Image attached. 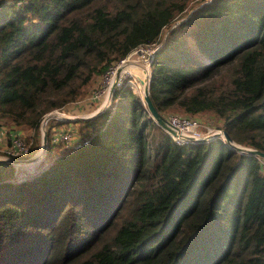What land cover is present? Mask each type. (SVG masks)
<instances>
[{
    "label": "trees",
    "instance_id": "trees-1",
    "mask_svg": "<svg viewBox=\"0 0 264 264\" xmlns=\"http://www.w3.org/2000/svg\"><path fill=\"white\" fill-rule=\"evenodd\" d=\"M164 29L148 81L161 116L210 114L264 152V0H0V122L39 133ZM124 82L74 121L87 144L52 142L69 121L54 118L45 167L19 175L21 157L0 159V264H264L258 156L175 144Z\"/></svg>",
    "mask_w": 264,
    "mask_h": 264
},
{
    "label": "built area",
    "instance_id": "built-area-1",
    "mask_svg": "<svg viewBox=\"0 0 264 264\" xmlns=\"http://www.w3.org/2000/svg\"><path fill=\"white\" fill-rule=\"evenodd\" d=\"M156 42L141 44L138 46L139 48L138 51L140 52L143 59L146 61L148 65L150 64L152 53H154V50L157 46L154 48L151 47L154 46ZM144 54H146L147 57H145ZM127 55L121 58L120 60H118L117 62L110 64L107 67V69L102 73V80L100 82L99 90L97 92H92L86 98L85 101H88L90 103L101 101V104L97 105L95 107L96 109H94L92 113L99 110L103 105L108 104L106 98L109 92L113 90L115 87H118L123 82V79L128 77L127 74L130 76V73L125 68H121V70L119 69L124 64L126 65L129 62L127 60ZM55 110L50 111L48 113V116L50 114L57 113L56 115L64 116V118L74 117L71 115H66V113L62 111V109L60 108H57L58 110L57 112H55ZM46 115H47L46 113L42 115L41 120L43 119L44 121H41L37 128L41 134H43L44 131L46 132L45 129ZM166 121L171 129V130H166V132L168 136L171 138V140L177 145H184L187 143H194V142H209L211 139L214 138H219L225 141L223 135V129L221 127H216V128L212 127L207 123L201 121L196 116L172 113L166 115ZM70 128H72V126H68V127L63 126L61 129L52 127L50 134L51 141L54 143L63 142L67 146L75 147V148L80 147L82 144L87 143V140H81L78 137L72 138ZM215 131H217V134H214ZM0 139H6V142L4 143L0 142V158H2L3 160L11 161L13 158L25 157L31 152V141L23 139V135L17 131L8 135L7 132L3 129L2 125L0 126ZM258 159L261 163V169L264 172V158L258 156Z\"/></svg>",
    "mask_w": 264,
    "mask_h": 264
},
{
    "label": "rangeland",
    "instance_id": "rangeland-1",
    "mask_svg": "<svg viewBox=\"0 0 264 264\" xmlns=\"http://www.w3.org/2000/svg\"><path fill=\"white\" fill-rule=\"evenodd\" d=\"M205 1H208V0H204V2ZM193 4H194V2H193ZM190 7L185 13H183L176 20V23H178L180 20L184 19L190 13V11L192 10L191 8L194 7V5H192L191 8ZM173 26H174V24H172L170 26V28L173 27ZM167 33H168L167 29H164L162 31V33H161L160 38H158L156 44L154 46H152L151 48H154V47L157 46L155 48V50H157V48L159 47V45L161 43V39L163 37H165ZM191 45L193 46V49L196 51V53L199 55V57L205 59L204 56H202L200 54V52L196 49V47L193 45L192 41H191ZM138 50H139V48L137 47V49L135 48L132 51H130V53L127 55V60L129 62L128 63L126 62L127 64L126 65L124 64L125 66L123 65L119 69L121 70V68H125V69H127V71H129L130 76L127 74L128 77L124 78L123 81L125 80V82H126V80L128 79L127 82L129 83L132 91L137 93V94H139L141 96V98H142V95H143V89H142L143 84L146 81V79H148V81H149L150 64L148 65L146 63V61L143 59L142 55L140 54V52ZM144 55H145V57H147L146 54H144ZM139 70L142 72V74L139 73ZM94 80H93L94 83H92L90 85V90H89V92L87 93V95L85 97H83L82 99H79L77 101L67 103V104H65V106L60 108V109H62V111H64L66 113V115L74 116L73 118L66 117V120L67 121L69 120V121H68V123H64V125H66V127L72 126V128H70L72 138L78 137L81 140H87V142H88V138L87 137H83L80 134V132L78 130V127H77V125L75 124L74 121L78 122L79 121L78 119H80V118L93 117V116L101 113L104 109L110 107L111 103H112L111 102V97H112V91L113 90H111L109 92V94H108V96L106 98V101H107L108 104L103 105L99 110H97L96 112L92 113V111H94V109H96L95 107L97 105L101 104V101H98V102H95V103H90V102L85 101V100L92 92H97L99 90L100 82L102 80V74L97 76L96 79H94ZM100 96H101V94H100ZM98 97H99V95H98ZM54 110H55V112L58 111L57 108H54V109H52L50 111H54ZM50 111L46 112L47 115L45 116L46 117V119H45V129H46L45 139H47V129H48L50 123H51L50 120L51 119L55 120V119L64 118V116L56 115L57 113L56 114H50L48 116V113ZM172 113H177V112L169 110V111L166 112L165 116L169 115V114H172ZM195 116L197 118H199L201 121L207 123L208 125H210L212 127H215V128L218 127L217 126V123H218L217 119L215 117H213L212 115H210V114H199V115H195ZM41 121H44V120L40 119L39 123ZM53 124L55 126L59 125V123H57V122H54ZM1 125H5L7 127H12L13 129H16V130H14V132L17 131V132L21 133L23 135V139L31 141V150L32 151L28 155H26L25 157H21L20 158V159H23V161L19 162V166H18L19 175H21V174L28 175L30 173H34V171L35 172L39 171L40 167H42V166L45 167L50 162L49 161L50 159L47 158L46 149H45L46 141L43 144V140H42V136H44V134H41L40 132L37 133L35 129L26 128V127H23L22 125H14V124L9 123V122H3V120L0 122V126ZM61 125H63V124H61ZM40 127H41V124H40ZM13 129H11V130H13ZM155 132H154V134H150V136L147 135L148 138L150 139V141H151V139H153V141H155V139H157V137L159 136V130L156 129ZM82 145H85V144H82ZM26 159H28V160H26Z\"/></svg>",
    "mask_w": 264,
    "mask_h": 264
},
{
    "label": "water",
    "instance_id": "water-1",
    "mask_svg": "<svg viewBox=\"0 0 264 264\" xmlns=\"http://www.w3.org/2000/svg\"><path fill=\"white\" fill-rule=\"evenodd\" d=\"M143 95H142V100L146 103L147 105V109L150 113V115L152 116V118L166 131V130H171L170 127L167 124L166 119L161 116V114L157 111V109L154 107V105L152 104L150 97H149V92H148V79H146V81L143 84ZM44 136H42V140H43V144L45 143L46 139H45V131H44ZM214 134H217V131L214 132ZM223 135L225 138V141L229 144H231L235 149L239 150V151H247L248 153H252L255 154L257 156H260L262 158H264V152L261 150H258L256 148H250V147H245V146H241L237 143H234L230 136L228 135V133L226 131L223 130ZM14 161H16V159H14Z\"/></svg>",
    "mask_w": 264,
    "mask_h": 264
},
{
    "label": "crops",
    "instance_id": "crops-1",
    "mask_svg": "<svg viewBox=\"0 0 264 264\" xmlns=\"http://www.w3.org/2000/svg\"><path fill=\"white\" fill-rule=\"evenodd\" d=\"M2 127H3V129L7 132V134L8 135H10L12 132H14V130H16V129H13L12 127H7V126H5V125H2ZM17 127V126H16ZM11 129H13V130H11ZM12 131V132H11ZM0 142L1 143H4V142H6V139H0ZM26 160H28V159H26ZM25 160V161H26Z\"/></svg>",
    "mask_w": 264,
    "mask_h": 264
},
{
    "label": "bare ground",
    "instance_id": "bare-ground-1",
    "mask_svg": "<svg viewBox=\"0 0 264 264\" xmlns=\"http://www.w3.org/2000/svg\"><path fill=\"white\" fill-rule=\"evenodd\" d=\"M127 67V66H126ZM127 70V69H126ZM129 72V71H128ZM139 73L142 74V72L139 70ZM144 77V76H143ZM140 92V91H139Z\"/></svg>",
    "mask_w": 264,
    "mask_h": 264
},
{
    "label": "clouds",
    "instance_id": "clouds-1",
    "mask_svg": "<svg viewBox=\"0 0 264 264\" xmlns=\"http://www.w3.org/2000/svg\"><path fill=\"white\" fill-rule=\"evenodd\" d=\"M66 119V118H65ZM166 119V118H165ZM0 159H2V158H0ZM13 159H16V158H13ZM12 161V160H11Z\"/></svg>",
    "mask_w": 264,
    "mask_h": 264
}]
</instances>
